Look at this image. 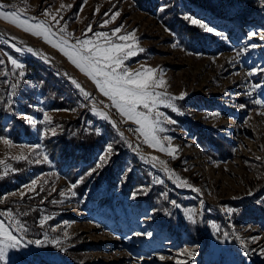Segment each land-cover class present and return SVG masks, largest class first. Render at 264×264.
<instances>
[{"label": "rangeland", "instance_id": "1", "mask_svg": "<svg viewBox=\"0 0 264 264\" xmlns=\"http://www.w3.org/2000/svg\"><path fill=\"white\" fill-rule=\"evenodd\" d=\"M252 1L249 4L247 0H87L86 3L85 0H0L8 6L5 10L23 8L28 17L47 19L49 24L52 21L43 15L45 9L55 12L62 3L71 5L61 10L57 18H62L61 24H66L67 31L76 37H80L89 24L94 32L109 33L123 25L121 34L134 31L139 47L144 49L125 61V65L130 70L141 66L162 69L166 87L158 90L167 91L172 96H179L182 92L187 94L183 99L173 101L178 112L160 107L161 112L176 121L164 124L167 131L159 134L171 137L172 145L178 147L176 159H172L144 144L138 134L130 132L128 129L137 125L131 121L121 123L116 110L105 107L110 101L57 49L0 19V24L8 32L38 46L51 58L50 61L60 64L68 78L76 77L81 85L87 86L95 98V105L106 110L128 136L121 138L120 131L112 123L93 114V102L86 101L53 63L27 51L16 52L9 42L16 43L1 32L0 59H4L5 64L0 65V71L11 66L4 53L22 64L25 59L34 58L54 67L75 93L73 106L57 111L48 107L36 83L29 81L27 93L15 94V107L4 115L3 122L16 115L30 128L28 135L20 129L17 139L11 137L9 130L0 134L14 145L8 148L0 142V160H6L14 169L6 175L0 174V178L9 177L12 185V189L1 194L0 199H21L23 197L18 193L25 191V196L41 195V205L36 207L39 208L37 221L40 228L33 232L25 213L17 208H7L5 202L0 203V211L11 210L16 220L27 229L26 232L14 231L15 235L22 237L21 246L9 249L0 264H177V260L184 264H264V255L260 251L264 249V115L260 114L264 113V105L253 102L255 99L264 100V72L247 74L252 69L264 68V40L260 39V35H264V0ZM165 4L168 7L161 11ZM208 5L212 7H206ZM115 12L120 15L101 27L102 22ZM105 13L109 15L105 16ZM175 14L190 15L214 28V32H208L197 26L205 33L210 47H203L201 43L186 42L184 45L178 38L179 32L173 28ZM217 32L221 35H216ZM249 32L258 35L249 37ZM87 35L91 37L92 33ZM218 41L222 43L217 44ZM252 44L257 46L253 48ZM156 75L159 78V71ZM254 84L261 87L253 90ZM25 102H31L28 107L34 112L25 111ZM81 104L86 106L81 107ZM241 104L245 107L240 108ZM41 109L49 113L52 122L54 118H74L87 113L93 124H110L114 132L108 133L107 145L122 139L128 147L123 163L114 166L113 158H110L104 167L91 175L86 174L96 168V164L81 177H75L74 167L83 166L84 157H52L44 143L51 134H45L51 125L39 123L43 119ZM211 113L220 115L211 116ZM205 132H214L218 137L230 140L234 155L226 160H212L197 141L198 135ZM190 136L194 145L185 141ZM36 144L42 146L50 163L35 164L10 158L23 152L35 159L26 147L20 146ZM104 149L97 154L96 162ZM114 152L119 154L118 150ZM145 154L147 159H141ZM151 156L166 161L172 172L200 191L178 187V182L169 179L160 165L153 166ZM69 168L66 175L64 172ZM3 171L0 166V173ZM82 177L83 181L89 179L83 193L77 189L80 183L72 189L76 195H71L67 190ZM37 178L36 191L27 192L24 186ZM157 179L163 183H156ZM141 188L146 191L133 196ZM62 191L64 196L60 195ZM172 201L176 202L175 205ZM229 208L233 211L225 210ZM189 214L192 220L188 218ZM45 217L48 219L41 225L40 221ZM0 220L10 223L6 216H0ZM65 231L67 238L64 237ZM28 232L33 237L27 236ZM39 232L41 235L37 236ZM237 236L245 241L246 247L241 245ZM250 237L259 239L253 242ZM46 238L59 240L60 247L43 243ZM36 240L42 243H29ZM185 249L194 255H184ZM160 256L172 259L161 260Z\"/></svg>", "mask_w": 264, "mask_h": 264}, {"label": "snow or ice", "instance_id": "2", "mask_svg": "<svg viewBox=\"0 0 264 264\" xmlns=\"http://www.w3.org/2000/svg\"><path fill=\"white\" fill-rule=\"evenodd\" d=\"M87 0H85V3ZM8 6L0 3V19L11 23L17 28L30 33L33 36L43 39V41L49 44L51 47L57 49L63 56H65L68 61L74 65L81 73L88 77L95 85L96 89L110 101L106 104V108H114L116 112L121 117V123L131 121L137 127L129 128L130 132L138 134V138L142 137V142L149 147L156 149L162 153H166L172 159H176V153L178 152V147L172 145L171 137L163 136L159 134L164 133L167 129L163 126L164 124H174L176 121L172 120L165 113L160 111V107L169 108L174 112L179 110L173 103L174 100L183 99L186 93H180L179 96H172L167 91H160L158 89L166 87V81L163 77L162 69H154L151 67L141 66L136 70H130L126 65L125 61L129 60L131 57L137 55L138 52H143L144 49L139 47L137 38L134 31L126 32L121 34L123 25L113 28L111 33L109 32H94L92 25L89 24L85 28L84 32L80 37L74 36L72 33L67 31V25L61 24L62 18H57L58 14L65 7H71V5H60V8L56 9L55 12H49L45 9L43 15L49 17L52 21L49 24L47 19L40 20L36 17H28L26 14V9L20 8L16 10H5ZM14 7V6H13ZM168 6L162 5L161 11L165 10ZM99 11V8L96 9ZM108 16L109 13H105ZM120 15L119 12H115L111 15L110 19H105L102 22L101 27L107 26L109 23L114 21ZM184 19L189 21L193 26H199L202 29H206L208 32H214V28L209 27L205 23H202L199 19L193 18L190 15H185ZM59 26V27H56ZM55 28V31L53 30ZM92 33L89 37L87 34ZM216 35H221L217 32ZM258 35L256 32H249L248 36L253 37ZM12 37V40H15ZM260 39L264 40V35H260ZM74 41V42H73ZM9 46L13 48L16 52L27 51L28 53H33L35 55H40L42 59H47V57L39 52H36L32 47H26L24 49L17 47L16 44L9 42ZM177 45H173L176 47ZM251 47L255 48L257 45L252 44ZM7 57L8 62L12 66V72H18V77L15 83H10L8 80H4L5 84L10 83L12 89L11 92L7 93V105L10 106L13 101V96L15 95V89L20 83V78H22L25 73L23 71L24 65L13 56L8 53H4ZM5 60L0 59V65H4ZM159 71V78L156 73ZM257 71L264 72V68L252 69L247 74L249 76L254 75ZM9 72L0 71V77L8 76ZM67 75V74H65ZM71 79L72 84L79 90L80 94L84 97L86 101H92L91 111L93 114L99 116L101 119L108 120L112 123L113 127H116V121L110 119L109 113L103 111L96 107L95 98L92 97L91 93L86 91L82 85L75 79ZM260 84L252 85L253 90L260 88ZM250 94V93H249ZM3 97L0 96V100ZM257 105H264V100L255 99L253 101ZM102 103V102H101ZM86 105L81 104V107ZM245 105L241 104L240 108H244ZM43 112V119L39 121L40 124L52 125V117L47 111ZM57 111H60L57 109ZM64 111H69L65 109ZM71 111H75L71 109ZM264 115V113H260ZM211 116H219V113H211ZM27 119V117H25ZM59 125L55 127H48L46 133L56 134V129ZM121 138H124L123 132H120ZM0 142L6 145L8 148L13 147V143L10 139L0 136ZM165 143L167 146H165ZM21 148H27L28 152L33 154L36 158L30 159L28 155L23 152L20 154L12 155L10 158L12 160L20 161L26 160L29 163L41 164L50 163L49 157L42 149L40 144L20 146ZM113 154L112 145L109 144L105 147L104 153L99 155L98 161L96 163V168L90 170L86 175H91L97 169L104 167L110 160ZM7 158V156H6ZM141 159H147L144 155H141ZM259 159V157L257 158ZM151 162L155 167L157 164L161 166V170L165 172L169 179H173L174 182H178V187L192 188L193 191L199 192L200 189L194 188L187 180H182L178 175L172 172L166 164V161L159 159L157 156H151ZM0 166H3V173L6 175L9 171H14L12 166L6 163V160H0ZM83 177L77 180L75 183L71 184V187L67 190L71 195H76L72 189H75L77 185L83 182ZM39 178L33 179L29 185H25L24 188L27 192H35ZM156 183H163L162 180L157 179ZM47 183V180L44 181ZM41 190H43L41 188ZM55 191V188L52 189ZM146 189L141 188L134 193L133 196L139 192H145ZM25 191L18 193L20 197H24ZM11 195H17V193H12ZM61 196L65 195V192L60 193ZM251 195V192L249 193ZM3 199H0V203H3ZM175 205V201H172ZM203 203V201H201ZM228 212H232V209H225ZM0 216H6L10 221L6 224L4 220H0V261H3L7 257L9 249H15L21 246L22 237H18L14 234V231L26 232V227L16 220L13 216L11 210L0 211ZM188 218L193 219L192 215L189 214ZM45 217L40 221L41 225L45 223ZM194 222V221H193ZM55 230V229H53ZM140 235V233H137ZM147 235H151L148 233ZM228 233H225L227 236ZM64 237H68V233L65 231ZM240 240L242 246L246 247L245 241L239 236L236 237ZM251 241L255 242L259 237H250ZM29 243L41 244L42 241H29ZM43 243H52L57 247H60V241L57 239H52L51 241L45 239ZM63 250V249H62ZM261 254L264 255V249H261ZM184 255H194V252L185 249ZM161 260L172 259V257L160 256ZM177 264H184V262L177 260Z\"/></svg>", "mask_w": 264, "mask_h": 264}, {"label": "trees", "instance_id": "3", "mask_svg": "<svg viewBox=\"0 0 264 264\" xmlns=\"http://www.w3.org/2000/svg\"><path fill=\"white\" fill-rule=\"evenodd\" d=\"M245 1L246 0H242V2ZM247 1L249 4L253 3L252 0ZM206 7L210 8L212 6L208 5ZM174 16L176 17L173 28L179 32L178 38L184 45H186V42L188 44L201 43L203 47H210L205 33L199 27L189 24V21L185 20L183 15L175 14ZM220 43L222 42H217V44ZM23 65L25 75L20 78V83L15 89L16 95L18 92L21 94L27 93V83L33 81L40 89L41 97L46 101L50 109L71 108L73 106L72 102L74 100L75 90L65 78L57 74L54 67L44 65L34 58L25 59ZM3 71L9 72V75L0 77V96L3 97V99L0 100V134L9 130L11 137L17 139L21 134L20 129H24L25 135L29 134V124L25 123L16 115H12L6 122H3V119L4 115L15 107L13 103L10 106L7 105V93L12 91L10 83L16 82L20 70H16V72L13 73L12 66H6ZM4 80L10 81V83L5 84L3 82ZM28 99L30 100L31 98ZM30 103L31 102H25L24 105L25 111L28 113L34 112V110L28 107ZM88 118L89 116L87 113L85 115L79 114L74 118H54L51 127L59 125L56 129V134H49V137L44 139L46 148L53 158L58 155H64L66 157L75 156L77 159L82 156L84 157L85 164L83 166L74 167L77 173L75 177H81L86 170L92 168L97 163V154L108 144V133L114 132L110 124L104 122L98 126L95 123H91ZM47 135L48 134H46V136ZM197 141L203 152L214 161L226 160L234 155L233 143L230 140L218 137L214 132H205L198 135ZM112 149L113 154L111 158H113V165H121L128 154L126 143L124 140L120 139L119 142L113 143ZM116 150L119 151L118 155L114 154ZM69 170L70 168L64 173L66 175L69 174ZM72 180H74V178ZM88 180V178H85L82 184L77 187L79 193H83L84 186L87 185ZM9 181V177L0 178V195L12 189L11 182ZM40 198L41 195L39 194L34 196L27 195L21 199L6 197L4 202L8 204L7 208L13 207L11 210L17 208L25 213V218L30 224V231L35 232L36 229L40 228L37 221V217H39V208H36L41 205L39 202ZM30 233L31 232H28L27 236L33 237ZM40 235L39 232L37 236Z\"/></svg>", "mask_w": 264, "mask_h": 264}, {"label": "bare ground", "instance_id": "4", "mask_svg": "<svg viewBox=\"0 0 264 264\" xmlns=\"http://www.w3.org/2000/svg\"><path fill=\"white\" fill-rule=\"evenodd\" d=\"M2 32V34L5 36V37H9L10 40H12V37H15L16 39L15 40H12V42H15L17 46L21 47V48H26V47H32L36 52H39V53H42L44 54L46 57L48 56L44 51H42L38 46H36L35 44L31 43V42H28V41H23L21 40L19 37H17L16 35L8 32L4 27L3 25L0 24V33ZM7 35V36H6ZM40 56V55H39ZM41 57V56H40ZM43 60V59H42ZM48 62L51 60V58L48 56L47 59ZM50 62H57V61H50ZM60 66V64H58ZM61 68V67H60ZM61 70L64 72V69L61 68ZM67 74V72H66ZM67 76V75H66ZM72 79L74 78L75 80H77V82L79 81L78 79H76V77H71ZM82 87H84V89L88 92H90L89 88L85 85L82 84ZM97 107V106H96ZM99 108V107H97ZM101 110H104L103 108H99ZM106 111V110H104ZM109 116L112 118V116L109 114ZM113 120V118H112ZM115 121V120H113ZM145 156L147 157V155L145 154Z\"/></svg>", "mask_w": 264, "mask_h": 264}, {"label": "water", "instance_id": "5", "mask_svg": "<svg viewBox=\"0 0 264 264\" xmlns=\"http://www.w3.org/2000/svg\"><path fill=\"white\" fill-rule=\"evenodd\" d=\"M2 36H3V35H2ZM51 63H52V62H51ZM53 64L58 68L60 74L66 76V75H65L66 73H64V72L61 70L60 66H59L57 63L53 62ZM66 77H67V76H66ZM67 80L71 82V79H69L68 77H67ZM71 83H72V82H71ZM103 111H104V110H103ZM112 118H113V117H112ZM112 118L110 117L111 120H112ZM113 120H114V119H113ZM113 120H112V121H113ZM116 125H117V123H116ZM115 128L118 129L120 132H123V134H124L125 137H128L127 134H126V132L123 131L122 129H120V128L118 127V125H117Z\"/></svg>", "mask_w": 264, "mask_h": 264}, {"label": "built area", "instance_id": "6", "mask_svg": "<svg viewBox=\"0 0 264 264\" xmlns=\"http://www.w3.org/2000/svg\"><path fill=\"white\" fill-rule=\"evenodd\" d=\"M185 141L191 143L192 145L195 144L194 139L191 136L190 137H187V139ZM194 151L196 152V149L195 148H194Z\"/></svg>", "mask_w": 264, "mask_h": 264}]
</instances>
